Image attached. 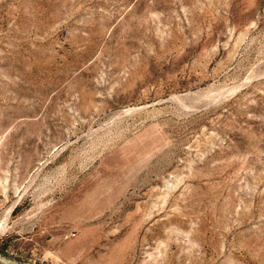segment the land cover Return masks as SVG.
Wrapping results in <instances>:
<instances>
[{
	"label": "rangeland",
	"instance_id": "374dc122",
	"mask_svg": "<svg viewBox=\"0 0 264 264\" xmlns=\"http://www.w3.org/2000/svg\"><path fill=\"white\" fill-rule=\"evenodd\" d=\"M2 226L20 264H264V0H0Z\"/></svg>",
	"mask_w": 264,
	"mask_h": 264
},
{
	"label": "bare ground",
	"instance_id": "6f19581e",
	"mask_svg": "<svg viewBox=\"0 0 264 264\" xmlns=\"http://www.w3.org/2000/svg\"><path fill=\"white\" fill-rule=\"evenodd\" d=\"M13 211V210H12ZM4 226L0 227V228H3ZM5 228V227H4ZM0 262L4 263V264H20V263H16V262H10L4 258H1L0 257Z\"/></svg>",
	"mask_w": 264,
	"mask_h": 264
},
{
	"label": "water",
	"instance_id": "95a60500",
	"mask_svg": "<svg viewBox=\"0 0 264 264\" xmlns=\"http://www.w3.org/2000/svg\"><path fill=\"white\" fill-rule=\"evenodd\" d=\"M0 264H4V263L0 262Z\"/></svg>",
	"mask_w": 264,
	"mask_h": 264
}]
</instances>
